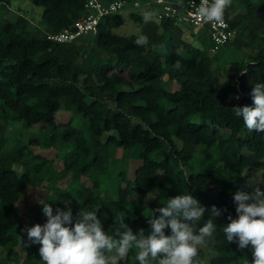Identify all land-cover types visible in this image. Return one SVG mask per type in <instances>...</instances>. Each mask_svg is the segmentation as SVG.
<instances>
[{
  "label": "trees",
  "instance_id": "trees-1",
  "mask_svg": "<svg viewBox=\"0 0 264 264\" xmlns=\"http://www.w3.org/2000/svg\"><path fill=\"white\" fill-rule=\"evenodd\" d=\"M11 2L0 0V264H44L39 244L21 242L25 226L46 222L40 201L73 216L98 209L109 235L117 215L147 235L150 210L184 194L206 209L197 228L210 218L217 228L215 243L199 246L197 264H251V246L228 243L222 229L229 215L236 218L238 190L264 191V133L249 132L232 111L254 107L252 87L264 83V0H238L244 11L236 15L225 10L239 30L226 45L250 48L233 68L202 47L212 50L207 27H198L202 39L174 19L145 23L140 7L104 15L96 32L57 42L49 35L75 29L89 13L87 0H32L44 8L37 26L23 14L9 19ZM124 23L139 31L118 32ZM141 35L143 47L134 43ZM59 113L70 115L61 121ZM11 122L22 130L9 135ZM60 142L55 157L35 150ZM133 159L141 165L132 179ZM249 179L256 182L248 186ZM41 187L44 199L27 220L21 202ZM136 251L119 264H138Z\"/></svg>",
  "mask_w": 264,
  "mask_h": 264
},
{
  "label": "clouds",
  "instance_id": "clouds-1",
  "mask_svg": "<svg viewBox=\"0 0 264 264\" xmlns=\"http://www.w3.org/2000/svg\"><path fill=\"white\" fill-rule=\"evenodd\" d=\"M230 6L231 0H200L196 14L205 22L222 24L225 10ZM142 15L147 23L155 13L146 11ZM134 43L146 46L148 38L141 35ZM250 95L254 107L237 106L232 111L237 118H243L249 132L264 133V83H256ZM235 99L239 100L240 96ZM253 183L250 179L246 182L248 186ZM40 203L44 204L46 222L25 226L27 241L21 237V242L25 247L39 244L44 264H119L133 249L137 250L138 264H150V260L157 264H197L199 246L215 243L216 225L210 218L197 228L206 209L188 194L170 198L163 207L150 210L147 235L142 228L134 233L122 216H115L113 235H109L96 214L98 209L82 208L73 216L71 208L54 211L51 205ZM234 203L236 218L228 216L230 223L222 229L225 238L228 243H236L240 250L251 246V264H264V191L259 187L251 193L238 190ZM211 213L213 216L221 214L215 205ZM165 229H170L171 234L166 235Z\"/></svg>",
  "mask_w": 264,
  "mask_h": 264
},
{
  "label": "rangeland",
  "instance_id": "rangeland-1",
  "mask_svg": "<svg viewBox=\"0 0 264 264\" xmlns=\"http://www.w3.org/2000/svg\"><path fill=\"white\" fill-rule=\"evenodd\" d=\"M140 1L142 3H147L148 1H150V3L154 2L153 5H149V4L143 5L142 7L139 8V11L142 14L146 11L154 12L155 13L154 18H156L157 12L159 11L158 9L160 8L159 7L157 9L158 4H159V3H157V0H140ZM231 10H233L232 14L236 15L240 11H244V7L238 2V0H231ZM43 11H44V8L40 5L33 3L32 0H12L11 4L9 5V10L6 11V13H7L6 16L11 20H16L21 14H23L26 17H28L29 19H31L32 23L37 26L40 24V22L43 19ZM124 13L126 14L127 11L125 10ZM182 27L189 29L191 34L195 33L198 36H200V38L203 39V36H201L202 30H200L198 27L192 26V25L187 24V23H182ZM117 31L120 33L130 34V33L139 31V27L133 23L132 24L131 23H124L117 29ZM201 45L204 48V50H206V52L210 56L220 58V60H222V62H223V64L221 63L222 65H225L228 62V64L226 65L228 68H233L235 63L242 62L245 58H247V55L250 52V48L248 46L238 48L232 43L229 45H224L223 47H221L219 50H217L215 52H213L211 49L205 47L203 44H201ZM224 71L221 74H224ZM225 76L222 78V82H223ZM69 115H70L69 113H59L57 116H58V119L62 121L64 119L68 118ZM18 130H22V124L20 122H11L9 124L7 133L9 135H13ZM63 148H64V144L60 142V143L56 144L51 150L46 151V150H39L37 148H35V150L40 151L49 157H55L58 150H61ZM121 152H122L121 149L118 150L117 156L118 155L120 156ZM140 165H141V162L139 160L133 159L131 161L130 170H129V177L130 178H132V179L134 178L135 171ZM259 176L260 175H257L255 177L257 182L254 179L253 180L254 183L255 182H256V184L261 183ZM68 181H69V178H66L64 180V183H67ZM45 191H46V189L41 187V188L31 189L30 191H28L26 193L27 198L21 202V207L23 208V213H24L27 220L30 219L29 218L30 215L29 216L27 215L30 207L32 205H34L36 203V201L44 199ZM153 197H154L153 195H151L149 197L148 204L153 200ZM132 198H134V195H132Z\"/></svg>",
  "mask_w": 264,
  "mask_h": 264
},
{
  "label": "built area",
  "instance_id": "built-area-1",
  "mask_svg": "<svg viewBox=\"0 0 264 264\" xmlns=\"http://www.w3.org/2000/svg\"><path fill=\"white\" fill-rule=\"evenodd\" d=\"M162 8L157 12L159 19H174L177 24L187 23L195 27H207L209 37L212 42V51L215 52L226 45L238 34V28L233 27L230 19L224 16V22L217 24L205 22L196 14V8L200 0H185L182 3H175L169 0H157ZM151 4L150 1L142 3L140 0H113L104 2L103 0H87L88 15L77 22L75 29H65L60 32L50 34L49 38L57 42H72L79 37L91 32H96L100 19L107 14L120 12L129 8H138Z\"/></svg>",
  "mask_w": 264,
  "mask_h": 264
},
{
  "label": "crops",
  "instance_id": "crops-1",
  "mask_svg": "<svg viewBox=\"0 0 264 264\" xmlns=\"http://www.w3.org/2000/svg\"><path fill=\"white\" fill-rule=\"evenodd\" d=\"M159 7H160V8H159ZM161 7H162V6H161L160 4H158V7H157V9L159 8L158 10H160V9H161ZM158 10H157V11H158Z\"/></svg>",
  "mask_w": 264,
  "mask_h": 264
}]
</instances>
